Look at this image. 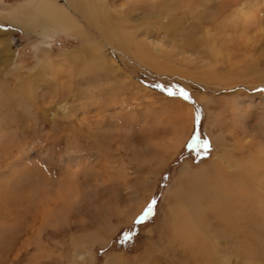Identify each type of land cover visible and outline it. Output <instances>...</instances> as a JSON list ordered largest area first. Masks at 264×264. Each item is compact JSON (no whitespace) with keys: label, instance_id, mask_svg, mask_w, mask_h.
<instances>
[{"label":"rangeland","instance_id":"1","mask_svg":"<svg viewBox=\"0 0 264 264\" xmlns=\"http://www.w3.org/2000/svg\"><path fill=\"white\" fill-rule=\"evenodd\" d=\"M25 1L0 0V12ZM103 1L118 9L125 6L126 14H130L128 19L131 23L128 24L135 36L141 45L144 42L152 50L147 54L174 69L170 73L154 71L131 54L105 42L94 28L89 27L90 35L95 38L94 44L102 46L107 59L112 60L110 64L114 74L108 72L102 75L95 70L83 78L75 74L71 79L62 77V91L58 92L52 77L43 74L46 69L40 72L36 70L39 52L45 49L42 44L48 42L0 21V87L4 88V96L9 100L8 104L0 105V130L3 133L0 142V264H70L75 257L76 240L97 227L98 219L92 210L95 204L117 205L125 212L126 220L132 216L133 220L128 224L123 218H112L111 224L117 226L114 235L102 246L93 243L89 255L81 257L77 264H84L87 260H90L89 264H108L109 260H121L122 264H181L183 261L192 264L191 260L185 261L174 247H168L164 235L169 233L171 222L165 199L183 166L194 170L217 159L207 128L212 123V117L219 115L220 127L229 133L227 138L241 133V136L250 139L254 133H258L254 140L261 143L263 151L254 155L255 158L264 157V127L258 130L255 126L261 118L258 114L262 109L255 106L264 98V84L253 86L234 80L229 83L230 86L220 88L179 73L186 65L193 68L206 63L200 39L203 27L209 26L211 31H216L220 20L217 17L232 11L230 7H220L219 0H190L189 11L183 0H133L139 3L135 8L127 5L130 0H117L116 3L113 0ZM249 1H256L259 6L264 32V0ZM100 5L104 6V3L101 1ZM161 6H169L175 12L170 15L160 13L158 16L156 13ZM79 12L81 10L74 12V15L83 27H88ZM257 30L254 29L252 33ZM54 40L49 43L51 48L48 50L53 58L68 50L75 52L81 43L78 38L63 34L57 35ZM262 42L261 46L264 39ZM254 49L253 52L258 50ZM87 50L85 53H89ZM159 53H162V57L156 56ZM226 65L224 63L220 70L225 71ZM62 66L68 67L63 63ZM179 89H183L190 100L168 94ZM88 98H97V104L91 106ZM113 98L117 100L111 103ZM237 99L245 105L242 111L244 129H234L229 123L232 103ZM86 102L88 105H85ZM247 103L253 106L249 107ZM100 105L106 106L104 113L98 115L100 119H94L101 112ZM122 108L131 109L132 114L138 117L140 127L168 124L169 135L172 133L171 121L176 115L189 117V113H192L191 135L178 154L159 168L137 166L126 161L124 155L130 143L136 144L141 139L143 130L139 126L136 129L129 125L127 115L117 116L113 113V110L117 112ZM196 109H199V123H194ZM82 115L85 116L84 120L79 122ZM194 133L199 141L189 147ZM205 139L211 145L206 156L200 147ZM114 163H122L124 177L109 170ZM69 171L72 173L69 174ZM71 174L73 177H70ZM102 179L106 187L97 188V184L103 183ZM72 182L85 196V202L70 212L69 225L57 229L47 227L41 231V247L38 251L34 250L33 236L41 219V209L51 206L58 209L63 192V195H73L70 189ZM153 199L157 202L154 215L134 225L133 222ZM141 202L143 208L134 216ZM211 228L215 231L219 227L212 222ZM129 231L135 235L125 240L123 234ZM218 238L220 254L237 253L235 247H229L225 233L222 237L218 234ZM252 255L256 263L264 264V249L257 246L253 248Z\"/></svg>","mask_w":264,"mask_h":264},{"label":"bare ground","instance_id":"2","mask_svg":"<svg viewBox=\"0 0 264 264\" xmlns=\"http://www.w3.org/2000/svg\"><path fill=\"white\" fill-rule=\"evenodd\" d=\"M101 1L104 6L100 5ZM183 1L186 3L184 5L186 10L189 11L188 3L191 4L192 1ZM116 2L117 0H113V3ZM127 5L135 8L139 3L130 0ZM218 5L230 7L232 11L228 9L229 13H223L217 17L220 20L217 23L219 27L216 31H211L209 26L203 27L204 31L200 39L201 47H203L202 56L206 63L193 68L186 65L184 66L185 69L183 68L179 73L197 82L213 84L220 88L230 86L229 83L234 82V80L248 82L253 86L264 84V45L261 46L260 44L264 39L261 21L263 15L258 4L256 1L250 2L249 0H219ZM179 7L181 8L180 5ZM79 10H81L79 13L82 14L88 27H83L74 15V12ZM126 11L125 6L118 9L115 5H110L103 0H27L8 11L0 12V21L3 22L2 24L20 28L27 35L37 36L39 39L48 42L46 45L42 44L45 49L39 52V63L36 70L40 72L42 69H46L43 74L52 77L58 92L62 91V77L71 79L75 74L83 78L91 72L94 73L95 70L101 72L102 75L108 72L114 74L110 64L112 60L107 59L108 55L103 51L102 46L94 44L95 38L90 35L89 27L94 28L105 42L112 44L111 46L114 45L118 50L121 49L128 55L131 54L140 63L154 71L165 70L167 73L173 71L174 68L160 63L158 60H153L147 54L152 50L144 42L142 45L147 49L143 48L135 36V32L128 24L131 23L128 19L130 14L128 16ZM195 11L197 12V10ZM174 12L169 6H161L156 15L160 16V13L170 15ZM215 21L213 23L216 24ZM257 26L261 27L258 28ZM254 29L258 30L252 33ZM59 34L78 38L81 41L79 48L74 50L76 53L68 50L57 58L51 56L50 51H48L51 48L49 43L54 42L55 37ZM85 49H90V51L87 50L89 53H85ZM253 49L258 50L253 52ZM156 56L162 57V53ZM243 59L247 61L244 60L243 62ZM223 62L227 64L225 71L220 70ZM62 63L68 67L64 68ZM186 69L191 70V72L188 73ZM3 89L0 87V105H5L9 101L4 96ZM116 100L113 98L110 102L114 103ZM88 102L91 106L94 103L96 105L97 98H88ZM86 104L88 105L87 102ZM105 105H100L102 106L101 112L97 113L93 117L94 119L104 113ZM251 105L248 104L249 107ZM255 107L262 109L258 114L261 116L258 125H255L259 130L261 126L264 127V98H261V102L257 103ZM231 108L229 119L231 127L244 129V113L242 111L245 109V105L237 99L233 100ZM113 113L117 116L127 115V119L131 123L129 125H132L133 128L136 127V129L139 126L143 130L141 139L136 144L128 143L129 149L127 152L124 150L125 160L133 162L137 166L153 169L159 168L165 164L166 160L178 154L189 139L193 127L192 113H189V117H184L180 113L182 116L176 115V118H169L172 119V133L170 135L168 134L169 125L166 123L161 125L155 123L149 128V124L140 127L138 117L132 114L131 109L122 108L117 112L113 110ZM83 116L80 117L79 122L84 120ZM131 118L132 120H130ZM98 119L100 118L98 117ZM207 128L210 142L217 152V159L200 165L194 170L188 166H183L180 169L177 178L174 179L173 188L165 199L167 216L171 222V228H168L169 233L164 235L166 242L169 244L168 247H174L185 261L191 260L192 264H258L252 258L253 248L260 246L264 249V157L255 158L254 155L258 152L262 154L261 151H263L260 147L261 143L256 142V139L254 140L258 133H254L250 139L241 136V133L227 138L229 133L220 127L218 114L212 117V123L208 124ZM2 134V130H0V142L3 138ZM66 161L68 164L70 157ZM109 170L116 171L117 176H125L122 163L121 165L112 164ZM70 173L72 172L69 171ZM70 177H73L72 174ZM101 181L103 183L97 184V188L106 187V182L103 179ZM70 189L73 195H63V192L59 198L60 206L58 209L52 208V206L41 209V219L33 236L34 244L32 247L34 250L38 251L41 247V231L47 227L57 229L60 226L69 225L70 212L85 202V196L78 191L76 183L72 182ZM143 205L141 202V206L135 211L134 216L142 210ZM92 207L93 209H91L98 219L97 227L76 240L75 257L70 264H77L81 257L89 255L93 243L102 246L114 235L117 226L111 224L112 218L117 220L123 218L128 224L133 220V216L126 220L125 212L117 205L95 204ZM212 222H216L219 227L215 231L211 228ZM119 225L122 224L119 223ZM224 233L231 243H229V247L232 246L237 249L235 255L232 252H221L220 254L218 234L222 237ZM32 262L34 263V261ZM89 262L90 260H87L84 264H89ZM108 264H122V261L109 260ZM181 264L186 263L183 261Z\"/></svg>","mask_w":264,"mask_h":264},{"label":"snow or ice","instance_id":"3","mask_svg":"<svg viewBox=\"0 0 264 264\" xmlns=\"http://www.w3.org/2000/svg\"><path fill=\"white\" fill-rule=\"evenodd\" d=\"M157 87H159V86H157ZM168 94L169 95H178V96H181L185 100H190V97L188 96V94L183 89H179L176 92L169 91ZM199 120H200L199 109H196V115L194 116V123H199ZM198 141H199V137L194 133L193 139H192L191 143L189 144V147H193L194 145H196L198 143ZM200 147L204 150L203 155H205V156L211 150V145L206 139L203 141L202 144H200ZM156 203L157 202L155 199L151 200L147 204V206L145 207V209L143 210L141 215L139 217H137L136 220L133 222L134 225L141 224L145 220H147L149 217L154 215V209H155ZM134 235H135L134 232L129 231V232H126L123 234V238L125 240H130L132 237H134Z\"/></svg>","mask_w":264,"mask_h":264}]
</instances>
